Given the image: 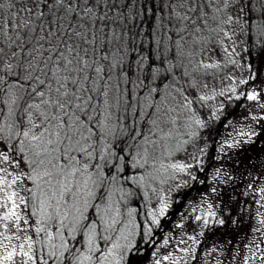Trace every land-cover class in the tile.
I'll return each mask as SVG.
<instances>
[{
    "label": "snow or ice",
    "instance_id": "obj_1",
    "mask_svg": "<svg viewBox=\"0 0 264 264\" xmlns=\"http://www.w3.org/2000/svg\"><path fill=\"white\" fill-rule=\"evenodd\" d=\"M16 3L20 6L12 16L23 23L3 21L0 16L3 21L0 37L8 38L7 47L20 42V52L13 51L9 60L19 57L26 44L31 45L28 54L37 55L26 66L22 60L15 65L26 73L21 82L18 71L15 84L30 87V91L25 89L33 100L25 108L30 127L13 132L19 126L7 125L9 135L4 137L5 141L21 136L22 139L0 153V160L7 162V153L18 149L21 161H17L16 167L23 164L27 170L11 182L0 176V185L4 186L0 191L22 180V190L31 194V204L18 192L5 191V200L12 207L0 204V208L6 209L0 221L13 222L14 226L22 221L36 233H44L49 242L55 236L59 243L50 244V250L38 256L33 253V244L40 241L25 235L19 251L15 248L7 251L0 264L12 261L14 255L24 257L23 264L29 261L37 264L38 260L40 264H49L53 258L54 264L56 261L63 264L64 260L70 264H122L132 245L127 235L113 239L112 233L117 232L115 225L120 221L114 215L108 218L112 208L109 188L119 182L120 174L129 167H144L148 147L157 146L155 140L144 135L142 122L152 126L151 132L173 111L158 103L157 98L164 101L166 97L161 92L169 87L181 91L177 87L180 75L189 73L183 59L179 63L177 59L187 57L191 63L196 45H201V52L205 51L206 38L202 33L209 28V19L217 25L209 30L223 32L230 40L237 35V28L239 33L264 37V0H16ZM2 7L0 4V10ZM224 12L226 18L219 15ZM223 25L232 30L231 35ZM20 29L25 30V35H21ZM13 30L15 40L10 35ZM256 43L264 47V41ZM187 46L192 51L186 52ZM4 55V48H0V72H11L14 65L4 61ZM198 67L207 69L216 65L201 61ZM3 83L4 77L0 76V84ZM247 99L255 101L258 94L248 93ZM145 106L152 111H146ZM3 115L0 110V116ZM8 115L14 116L11 108ZM36 129L40 131L37 133ZM3 132L4 126L0 125V134ZM129 140L133 143L127 144ZM121 142L127 145V153L119 147ZM132 148L138 149L135 155ZM172 167L183 170L184 166ZM27 182L33 186L28 187ZM17 197L19 204L14 199ZM96 200L105 201L104 206L95 203ZM20 205L31 208V215L36 217L34 228L29 219L17 214ZM90 209H95L103 221L100 231L95 221L85 223ZM208 223L205 219L204 224ZM218 223L222 225L224 221ZM8 227V223L0 224V228ZM77 234L86 237V252L70 243L77 240ZM121 240L128 243L122 244Z\"/></svg>",
    "mask_w": 264,
    "mask_h": 264
},
{
    "label": "trees",
    "instance_id": "obj_2",
    "mask_svg": "<svg viewBox=\"0 0 264 264\" xmlns=\"http://www.w3.org/2000/svg\"><path fill=\"white\" fill-rule=\"evenodd\" d=\"M10 3H15L16 6L10 8ZM0 4L3 6L2 10H0V16L3 17V21L15 20L16 23H23V20L12 16L16 8L20 6L16 3V0H0ZM217 6L222 7V5ZM212 14L213 13L210 12V15ZM219 15L226 18L227 13L224 12ZM208 23L209 28L204 29L202 33V36L206 38L203 43L205 51L201 52V45H196V54L190 57L191 63H189V58L187 57L177 59V63L180 62V59H183V63L187 66V71L189 73L187 76L180 75L177 87H179L181 91H176L175 88L169 87L161 92V96L166 97L164 101H160L159 98H157L158 103L164 104L166 108H171L173 111L168 112V114L163 117V122L160 123L159 127L153 128L151 132L149 129L152 126L147 122H142L144 135L150 140H155L157 142V146L148 147V155L145 157L147 163L144 164V167H129L120 174L119 182L109 188V191L112 193L110 200L112 208L108 212V218L114 215L115 218L120 221V223L115 225L117 232L112 233L113 239H115L117 235H127L132 245L131 251L125 254V259L122 261V264H146L144 255L148 247L147 244L140 246L141 244L138 239L141 236L152 237L155 232H160V230L164 231V228L167 229L170 226V211L167 210L168 212H164L162 216L156 218V220L160 218L157 223L150 225L151 223H148V212H151V210H149L148 207H144V204H141V208L138 203L144 202V200L147 203L151 202L150 198H148L149 195L155 197L158 195V191L160 195V188H163V186H166L168 183L175 182L179 168L172 167V165H179L184 161L179 160L180 158H184L185 160L192 159V167H198V170H196V167L193 168L196 176L215 158L223 125L230 118L232 112L231 110H227V112H223L219 118H214L211 112L206 111V107L216 99L211 85L214 86L220 83V76H222L223 69H227L233 65L238 59L243 61L247 70V77L250 79L253 67L260 64L264 59V53H262L264 52V47L256 43L257 41H264V37H257L254 33L245 35L239 33V29L237 28V35L233 36L230 40L224 37L223 32L210 31V28H215L217 25L211 19H209ZM223 27L225 30L229 31L231 35L232 30L227 25H223ZM5 31H7V29H5ZM20 32L21 35H25V30L20 29ZM10 35L12 39L15 40L16 30H13ZM233 41H235V43H233ZM9 43L10 41L6 36L0 37V48H4L6 54L3 57L4 61L11 62L14 65L11 72H0V76L4 77V83L0 84V110L4 113L3 116H0V125L4 126V132L0 134V153L5 152L6 148L16 144L18 139H22L21 136L16 139L9 138L5 141L4 137L9 135L7 125L12 124L14 126H19V128L14 127L12 129L13 132L27 130V128L30 127L27 123V113L25 112L27 104L33 102L32 98L28 96L25 91V89L30 91V87L25 85V88H20L15 84L17 79L16 73L18 71L20 73L19 78L21 82H23V78L26 75L22 68L17 69L15 65L18 60H22L26 66L31 57L37 55V53L29 55L27 49L31 47V45L26 44L24 51L21 52L19 57H13L9 60L13 51L20 52V48L18 47L20 42L17 41L11 48L7 47ZM225 49H227V51H225ZM185 51H192V47L187 46ZM224 53L225 55H223ZM45 55H47V53H45ZM211 57H215L217 60L212 61ZM201 61L214 64L216 67L207 69L200 68L198 65ZM183 71V69H179V73H183ZM240 84L241 83L238 82L235 83V85ZM167 93L171 94L168 95ZM185 97L187 99H185ZM201 97H204V99H201ZM221 97L223 99L222 106L227 103L228 106H230L234 101L233 98L229 96H227L228 98H223V92L221 93ZM13 99L16 101L15 104L10 103ZM216 100L220 101V98ZM9 108H11L14 116L8 115ZM145 110L149 112L152 111V109H148L147 106H145ZM33 119L36 120V113L34 111ZM196 121H199V124H197ZM36 122L39 121L37 120ZM35 131L38 133L40 130L36 129ZM169 137L173 138L177 142V145L171 148L167 147L170 151L169 158L167 161H162V156L159 155V153L166 149L163 150L161 144H164V141ZM132 143L133 142L130 140L127 141V144ZM119 147L124 148L125 153L129 151L127 145L123 142L119 144ZM190 147L193 148L191 152L188 153ZM137 151L138 149L136 148L131 149L133 155H135ZM7 154L9 160H14L15 162L21 161V155L18 149L10 151ZM28 155L31 154L28 153ZM141 155H143L142 151ZM141 162L143 163V161ZM201 165L203 169L201 168L202 170L200 171L199 167H201ZM166 176L168 177L165 178ZM141 177H143V179H141ZM29 183L30 187H32L33 185L31 182ZM187 187L188 188H182L186 192L183 193L181 190V194L183 193L181 198L182 196L184 197L187 192H192L194 185H187ZM144 190H148L150 194H142V192L145 193ZM30 195V193L25 192V200L29 205L31 204V200L29 199ZM179 195L180 193H178V196ZM94 202L101 204L102 207L105 204V201L101 200H96ZM247 203L248 201L245 203V206L242 207L240 204V197H235L233 201L226 204L227 206L221 209L219 216L221 220L224 221L222 225L218 223L219 220L214 222L209 221L207 225L203 223L202 228H204L200 232L201 239L198 241V250L203 252L206 255L205 257H208V254L212 252L215 255V253L220 250L230 253L235 241L243 244L246 242L253 220L250 218V215L246 213L248 205H251ZM178 205L179 204H177L172 211H176L175 208ZM23 206L24 211L27 210L30 217L36 220V217L31 215V208L25 205ZM249 209L252 211L253 207L250 206ZM88 215L89 219L85 221V223L95 221L97 223V231H100L103 228V221L99 219L96 210L90 209ZM152 221L154 220L152 219ZM30 234L33 241H40V243L33 244V253L38 256H44V254L50 250V244L59 243L57 237L54 236L53 240L49 242L44 233L38 234L33 229L30 230ZM238 237L239 240H236ZM84 239L85 237L83 235L77 234V240L70 241V243L80 242ZM120 242L122 244L128 243V241L124 240ZM238 254H241L240 249ZM65 262L70 264L68 260H64L63 264H66ZM29 264H32V262L29 261ZM37 264H40L39 260ZM49 264H54V258L49 260ZM55 264H59V261H56Z\"/></svg>",
    "mask_w": 264,
    "mask_h": 264
},
{
    "label": "rangeland",
    "instance_id": "obj_3",
    "mask_svg": "<svg viewBox=\"0 0 264 264\" xmlns=\"http://www.w3.org/2000/svg\"><path fill=\"white\" fill-rule=\"evenodd\" d=\"M211 60L216 61L217 58L211 57ZM246 72L243 61L238 59L233 65L223 69L220 83L211 85L216 99L220 98V101L216 99L212 101L206 107V111L211 112L214 118H219L227 110L232 112L230 118L223 125L213 161L205 169L201 165L199 170H203L196 176L193 168L196 167L198 170V167H192V159L180 158L179 160L184 161L179 165L184 167L183 170L179 168L175 182L160 188V195L159 191L155 197L149 195L148 198L152 203H147L145 200L138 203L140 207L141 204H144V207L151 210L148 212L150 225L157 223L160 218L158 220L156 218L162 216L164 212L170 211V226L167 229L155 232L152 237L141 236L138 239L140 246L147 244L148 247L144 255L146 264H156L157 261L159 264H173V261L175 264H264V223H262L264 222V206H262L264 205V191H262L264 189V59L253 67L250 79ZM242 80H246V83H241ZM236 82L241 84L235 85ZM222 92L223 98H228L227 96L233 98L234 101L230 106L228 103L222 106ZM252 92L258 94V99L255 101L247 99V94ZM164 142L161 145L162 149L166 150L159 155L162 156V161H167L170 154L167 147H174L177 142L171 137ZM192 148H189L188 153ZM16 163L17 161L14 160L7 162L0 160V168L6 169V172L0 171V176H3L7 182H11L21 171L27 170L23 164L17 168ZM187 185H194L193 191L187 192L181 198V195L186 192L182 188H188ZM27 186L30 187L29 182H27ZM0 187L4 186L0 185ZM5 191L9 193L16 191L25 197L22 180L17 181L10 188L0 191V204L12 207L5 200ZM144 192L142 194H150L148 190H144ZM178 193H180L179 196ZM235 197H240L242 207L247 201L251 204L248 205L246 211L247 215L253 219L248 239L244 244L235 241L230 253L220 250L215 255L212 252L208 254V257H205L206 255L198 250V241L201 239L200 232L204 228H202L204 220L207 219L211 222L221 220L219 216L221 209ZM14 199L19 204L18 197ZM177 204L179 205L175 208L176 211H172ZM250 206L253 207L252 211L249 209ZM5 210V208H0V215H3ZM16 211L21 217L29 219V224L33 225V228L35 227V219L30 217L27 210L24 211L23 205H20ZM209 213L216 215L210 216ZM197 216L201 217L199 221L196 220ZM4 223H8L9 227L7 229L0 228V232L3 233V236H9L11 239L4 240L3 236H0V258L7 251H13L14 248L19 251V245L24 243L25 235H31V229L22 221L18 226H14L13 222L0 221V224ZM189 237L193 239H189ZM236 240H239V237ZM99 243L103 245L104 241H99ZM3 245H7V249ZM72 245L87 251L86 237ZM239 249L240 255L238 254ZM25 250H27L26 244ZM164 257H168V259H164ZM24 259L20 255H14L12 261H3L2 264H23Z\"/></svg>",
    "mask_w": 264,
    "mask_h": 264
}]
</instances>
